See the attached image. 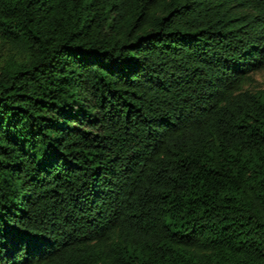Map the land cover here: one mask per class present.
<instances>
[{"label":"trees","instance_id":"1","mask_svg":"<svg viewBox=\"0 0 264 264\" xmlns=\"http://www.w3.org/2000/svg\"><path fill=\"white\" fill-rule=\"evenodd\" d=\"M0 264H264V0H0Z\"/></svg>","mask_w":264,"mask_h":264},{"label":"rangeland","instance_id":"2","mask_svg":"<svg viewBox=\"0 0 264 264\" xmlns=\"http://www.w3.org/2000/svg\"><path fill=\"white\" fill-rule=\"evenodd\" d=\"M11 52L12 50L9 44L0 40V62ZM244 88L250 89L251 91L264 89V70L254 73L251 82H249Z\"/></svg>","mask_w":264,"mask_h":264}]
</instances>
